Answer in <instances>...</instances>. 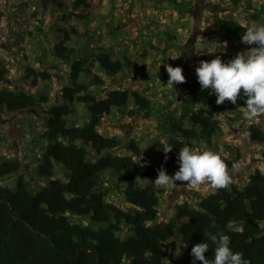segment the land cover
I'll list each match as a JSON object with an SVG mask.
<instances>
[{
    "label": "trees",
    "instance_id": "16d2710c",
    "mask_svg": "<svg viewBox=\"0 0 264 264\" xmlns=\"http://www.w3.org/2000/svg\"><path fill=\"white\" fill-rule=\"evenodd\" d=\"M42 1L45 10H57L63 15L62 24L56 29L60 41L51 50L60 61L53 67L57 73L29 68L24 86L16 83L7 66L0 62L1 111L14 114L48 105L42 111L45 131L41 139L45 145L37 158L40 185L21 173L20 157L0 160V181L16 177L15 189L0 184V264H193L191 249L204 240L210 245L206 258L214 256L216 245L207 239L206 232L228 235L233 252L242 253L250 264H264V171L255 169L242 186L233 181L228 188L208 195L196 193L197 207L190 201L178 204L174 216L164 221L160 206L168 190L153 183L162 167L138 159L142 153L139 147L132 154L116 153L123 139L100 131L105 119L113 115L156 121L163 140L153 143L169 165L179 168L181 147L197 149L202 143L213 146L222 136L218 117L225 116L232 122L244 119L243 94L236 104L226 101L217 105L214 93L201 89L195 80L188 85L190 93L180 107L165 118L173 100L161 107L139 90H112L101 96L98 92L107 84L104 78H116L126 68L135 66L126 54L117 55L109 43L110 46L99 45L106 34L114 41L128 33L129 19L122 6L129 0L113 1L109 19L96 25L92 24V0H73L68 10L62 1ZM229 1L230 8L221 2L208 4L213 14L210 25L241 41L248 27L225 15L230 9L242 7L246 0ZM154 4L184 15L193 2L154 0ZM246 9L250 11V21L264 23V4L259 8L249 3ZM72 22L87 28L79 31ZM134 24L131 26L137 23ZM74 36L80 40L75 41ZM155 36L161 42L177 40L165 29ZM151 50L161 51V47L151 44L144 51L143 60ZM218 55L227 62L236 53H209L202 60L210 61ZM62 65L70 68L67 82L65 75L59 73ZM40 80L44 89L34 91ZM54 82L61 86L58 103L47 92ZM247 134L252 145L264 147L261 126L252 124ZM166 144L173 147L167 154L163 152ZM226 150L235 157L222 156L229 170L239 171V153L231 145H226ZM115 179L119 180L117 185L112 182ZM118 193L128 204L127 209L108 201ZM11 209L22 219L12 215ZM176 237L185 246V255L169 262L164 244ZM87 248L98 250L101 262Z\"/></svg>",
    "mask_w": 264,
    "mask_h": 264
},
{
    "label": "rangeland",
    "instance_id": "374dc122",
    "mask_svg": "<svg viewBox=\"0 0 264 264\" xmlns=\"http://www.w3.org/2000/svg\"><path fill=\"white\" fill-rule=\"evenodd\" d=\"M59 1L65 3L66 10L70 9L73 2V0ZM113 1L114 3L119 2L118 0H92L95 5L93 25L104 23L109 19L108 13ZM190 1L193 4L184 15H179L177 11L170 8H157L154 0H129L122 6L123 11L127 14V19H129L128 33L124 36L119 35L114 41L106 34L99 45H111L117 55L126 54L135 66L126 68L116 78H104L107 84L99 90V95L106 96L112 90H139L156 103H160L161 107L173 100L174 104L163 115L165 118L178 109L185 96L190 93L188 85L198 80L195 69L203 61L204 55L218 52L237 54L256 47L255 45H246L231 35L211 27L213 14L205 4L221 2L225 7L230 8L229 0ZM249 3L260 8L264 4V0H246L242 7L230 9L225 16L235 19L247 27L259 25L260 23L250 21L248 18L250 11H247L246 6ZM159 6L161 7V5ZM0 11L3 13L0 16V62H3L10 70V77L19 85L27 86L23 79L29 68L57 73L53 67L60 61L52 55L51 50L60 41L56 29L62 24L63 15L58 14L57 10L54 12L45 10L42 0H0ZM134 23H137L136 26H131L135 25ZM72 24L82 32L87 28L82 23L72 22ZM68 29L70 30L71 27ZM163 29L175 35L177 40L174 42L159 41L155 33ZM150 31L153 32L152 35H149ZM79 38L74 36L75 41ZM116 42L119 43L115 44ZM151 44L160 45L161 51L151 50L146 60H143L142 55ZM165 64L182 67L186 83L176 84L174 89L166 87L169 77ZM69 71L68 65L61 66L59 73L65 75V82H67ZM54 81H56L55 78ZM60 87V84L54 82L51 91H47L55 103L59 102ZM43 89L44 85L40 80L38 88L34 91ZM47 107L48 105H44L43 108ZM43 108L14 114L0 110V160L2 157H20L23 161L21 173L36 182V186L40 185L37 182L39 175L37 158L41 155L42 147L45 145L41 139V135L45 131ZM180 112L179 110L177 114L179 115ZM231 115L234 117L235 114ZM243 116L244 119L235 122L225 116L218 117L222 123V136L214 141L213 146L202 143L197 148L198 150L219 151L222 156L235 159L226 150V145L234 146L235 152L239 153L240 170L233 171L232 174L234 183L239 186L246 182V178L255 169L264 171V147L252 145L247 134V130L252 124L259 125L264 129V117L248 120L245 114ZM156 125V121L145 122L113 115L109 119H105L104 128H101L100 131L106 135H117L123 139L124 143L115 151L116 153L132 154L133 149L139 147L142 153L137 156L138 159L158 165L164 168L168 175L173 176L179 168L169 165L153 143L163 140ZM62 176L64 175L62 174ZM112 182L117 185L119 180L115 179ZM120 183L123 188L124 182ZM0 184L15 189L16 177L11 176L3 179ZM177 185L178 187L175 185L166 187L168 192L160 206L161 220H170L174 216L176 205L186 201L192 202L197 207L196 193L208 195L216 190L207 184L197 188L181 185V182H177ZM108 201L114 202L124 209L128 208V204L119 193L109 197ZM164 248L169 253V262L184 256L186 251L179 237L165 243Z\"/></svg>",
    "mask_w": 264,
    "mask_h": 264
},
{
    "label": "clouds",
    "instance_id": "9594fccd",
    "mask_svg": "<svg viewBox=\"0 0 264 264\" xmlns=\"http://www.w3.org/2000/svg\"><path fill=\"white\" fill-rule=\"evenodd\" d=\"M241 41L256 47L238 52L227 62L219 55L210 61H201L195 74L201 89H210L214 93L217 105L226 101L236 104L243 94L246 98L244 114L248 120H253L264 117V23L249 26ZM164 66L169 77L166 87L174 89V85L186 83L182 67ZM172 150L173 147L166 144L163 152L167 154ZM178 162L179 169L173 176L161 168L153 183L158 187H178L177 182H181V185L192 188L207 184L220 190L228 188L233 182V174L219 151L198 150L185 145L179 150ZM205 236L216 245L214 256L206 258L210 245L204 240L191 249L193 264L195 261L200 264H250L242 253L233 252L228 235L206 232Z\"/></svg>",
    "mask_w": 264,
    "mask_h": 264
},
{
    "label": "water",
    "instance_id": "95a60500",
    "mask_svg": "<svg viewBox=\"0 0 264 264\" xmlns=\"http://www.w3.org/2000/svg\"><path fill=\"white\" fill-rule=\"evenodd\" d=\"M11 213H12V215L16 216V215H15V211H14L13 209H11ZM16 217L21 218L20 216H16ZM21 219H22V218H21ZM86 250H87V251H91V250H89L88 248H87ZM63 253H64L65 255H67V256L73 258V259H76V260L79 259V256H72V255H70V254H69L68 252H66V251H63ZM91 253H92V255H93L95 258L98 259L99 262H101L102 256H101V254H100V252H99L98 250H92Z\"/></svg>",
    "mask_w": 264,
    "mask_h": 264
},
{
    "label": "flooded vegetation",
    "instance_id": "af4514ba",
    "mask_svg": "<svg viewBox=\"0 0 264 264\" xmlns=\"http://www.w3.org/2000/svg\"><path fill=\"white\" fill-rule=\"evenodd\" d=\"M189 1V0H188ZM209 4V3H208ZM208 4H205L206 6H208ZM205 5H203V6H205Z\"/></svg>",
    "mask_w": 264,
    "mask_h": 264
}]
</instances>
